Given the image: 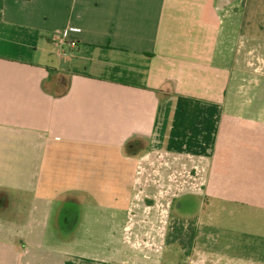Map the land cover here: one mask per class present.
<instances>
[{
	"label": "crops",
	"instance_id": "0c3cea01",
	"mask_svg": "<svg viewBox=\"0 0 264 264\" xmlns=\"http://www.w3.org/2000/svg\"><path fill=\"white\" fill-rule=\"evenodd\" d=\"M244 2L4 0L0 264H153L125 236L162 219L135 162L148 149L195 170L175 219L233 264L216 203L264 208V54Z\"/></svg>",
	"mask_w": 264,
	"mask_h": 264
},
{
	"label": "rangeland",
	"instance_id": "374dc122",
	"mask_svg": "<svg viewBox=\"0 0 264 264\" xmlns=\"http://www.w3.org/2000/svg\"><path fill=\"white\" fill-rule=\"evenodd\" d=\"M244 3L246 6L242 16V33L248 34V43L246 42L248 49L254 47L253 49L264 54V0H245ZM221 146L220 144L219 150ZM220 153L221 151L217 153L216 158L221 157ZM112 162L120 163L122 160L119 158L118 161ZM135 162L142 166L139 168L140 176L143 177L148 188L143 193V198L147 199V195L153 196L148 198H153L154 202L158 203L156 211L152 209L150 217L154 222L159 215L162 219L155 224L151 222L147 224L153 230L150 234L125 235L128 244L135 250H148L153 264L159 262L162 264H214V259L209 257V252H206L211 250L206 237L202 240L203 252L194 251V246L189 247L191 239L187 234L191 232L196 222L186 220L184 229H180L181 232H179L177 228L181 227L182 220L175 219L177 216H174L173 199L185 189H191L190 182H196L193 178L195 170L192 172L185 161V166L181 167L174 162L172 155H162L151 149L135 158ZM162 166L167 170L163 171ZM128 178L131 182L132 170L128 171ZM164 209V216H162L161 211ZM214 210L217 212L209 221V225L215 236H213L215 249L231 258L230 262L233 264H264V208L235 202H218ZM172 226L175 229L171 231ZM176 230L185 245L169 243ZM80 237L76 236V239ZM99 237L103 239L105 236Z\"/></svg>",
	"mask_w": 264,
	"mask_h": 264
},
{
	"label": "trees",
	"instance_id": "16d2710c",
	"mask_svg": "<svg viewBox=\"0 0 264 264\" xmlns=\"http://www.w3.org/2000/svg\"><path fill=\"white\" fill-rule=\"evenodd\" d=\"M3 6H4V0H0V19H1V17H2V12H3ZM182 222V225H181V227H179V228H177V230L179 231V232H181V230L180 229H184V226H185V220H182L181 221ZM195 226H194V228H192V230H191V232H189L187 235H189V237H190V244H189V247H191V246H193V243H194V239H195V237H196V224H194ZM175 229V227L174 226H172V229H171V231L172 230H174ZM177 230L176 231H174L173 233H174V237L172 238V236H171V238H172V240L169 242V243H178V244H180V245H185V242L184 241H182L181 240V237L180 236H178L177 235ZM183 231V230H182ZM170 239V238H169ZM186 248V247H185Z\"/></svg>",
	"mask_w": 264,
	"mask_h": 264
},
{
	"label": "flooded vegetation",
	"instance_id": "af4514ba",
	"mask_svg": "<svg viewBox=\"0 0 264 264\" xmlns=\"http://www.w3.org/2000/svg\"><path fill=\"white\" fill-rule=\"evenodd\" d=\"M153 202H154L153 198H149L148 199V203H151L152 204Z\"/></svg>",
	"mask_w": 264,
	"mask_h": 264
},
{
	"label": "built area",
	"instance_id": "2783aa9c",
	"mask_svg": "<svg viewBox=\"0 0 264 264\" xmlns=\"http://www.w3.org/2000/svg\"><path fill=\"white\" fill-rule=\"evenodd\" d=\"M71 44H72V46H75L76 45V42L73 41V42H71Z\"/></svg>",
	"mask_w": 264,
	"mask_h": 264
}]
</instances>
